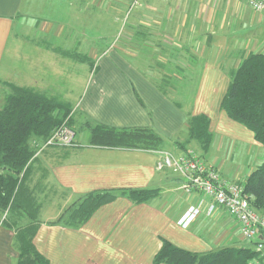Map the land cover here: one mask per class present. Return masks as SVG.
I'll use <instances>...</instances> for the list:
<instances>
[{"label":"crops","instance_id":"0c3cea01","mask_svg":"<svg viewBox=\"0 0 264 264\" xmlns=\"http://www.w3.org/2000/svg\"><path fill=\"white\" fill-rule=\"evenodd\" d=\"M89 1L88 7L99 2ZM24 4L25 0H0V85L32 88L71 105L38 84L30 87L31 82L14 81L23 74L18 62L24 56L27 63L35 62L38 49L14 51L15 63L5 64ZM132 12L121 49L112 45L99 50L92 43L87 50L52 43L44 48V55L55 54L80 65L87 61L92 70L72 109L75 139L89 122L118 130L150 129L164 141L158 151L93 147L89 132L86 143L76 141L75 147H53L38 154L36 139L31 142L35 156L29 184L41 205L33 242L50 264H154L164 240L198 254L225 246L250 247L237 222L222 209L211 217H199L188 228L180 227L178 221L198 196H187L184 181L169 170L158 171L157 165L163 152L178 155L193 150L225 180L238 185L261 165L264 152L254 135L220 107L231 84V70L250 53L264 54V12H253L243 0H145ZM46 35L61 39L63 32ZM42 61L50 64L47 58L37 62ZM7 72L16 74L9 82L2 77ZM200 115L210 119L213 135L205 152L190 140L188 129L191 117ZM120 190H154L157 195L141 204L120 196L80 228L56 224L80 198ZM15 235L1 218L0 264L18 263Z\"/></svg>","mask_w":264,"mask_h":264},{"label":"trees","instance_id":"16d2710c","mask_svg":"<svg viewBox=\"0 0 264 264\" xmlns=\"http://www.w3.org/2000/svg\"><path fill=\"white\" fill-rule=\"evenodd\" d=\"M230 83L220 109L228 118L254 135L264 152V54L250 53L230 72ZM6 84V83H5ZM10 93L0 110V210L8 217L4 224L15 230L17 264H50L39 254L34 238L40 227L41 205L30 186L35 150L34 139L45 141L65 122L74 131L75 118L69 103L27 87L6 84ZM210 119L205 115L191 117L188 123L190 140L202 151L213 142ZM89 130V145L112 149L161 150L164 141L150 129H122L89 122L82 127ZM188 151V150H185ZM256 212L264 215V156L241 185ZM157 195L154 190H120L88 194L65 209L56 224L80 228L101 207L118 197H127L136 204L147 203ZM12 214V215H11ZM263 217V216H262ZM264 218V217H263ZM262 239L264 234L261 231ZM250 247H224L205 254L192 253L164 240L154 264H257L254 244Z\"/></svg>","mask_w":264,"mask_h":264},{"label":"rangeland","instance_id":"374dc122","mask_svg":"<svg viewBox=\"0 0 264 264\" xmlns=\"http://www.w3.org/2000/svg\"><path fill=\"white\" fill-rule=\"evenodd\" d=\"M91 2L89 0H25L23 15L19 16L20 18L16 22L18 25H16V33L13 37L15 39L9 43L11 49L7 54L5 64L10 66L16 58L14 51H22L27 48L38 49V51L34 50L38 60L27 63L25 59L27 56H24L22 58L24 61L18 62L22 67L23 74L15 77L14 81L31 82L30 87L38 84L39 87L46 89L49 95L58 96L68 102L71 101L73 103H71V107L75 110L76 102L81 95L80 91L84 90V83L93 74L92 70L90 71L88 68L89 62L83 61V65H80L55 54L46 53L44 55L46 44L48 46L52 43V46L66 49L82 47L81 49L87 50L92 43L93 47L97 44L99 50L110 48L112 45L116 49H121L126 42L124 34L127 33L128 24L135 15L128 20L134 0H99L95 7L86 6ZM80 8L83 10L82 12L79 11ZM128 8H130L129 11ZM152 20L150 18L149 22L153 26ZM48 32L53 34V37L59 36L61 32L63 35L61 39L53 40L46 35ZM16 37L18 38L16 39ZM45 58L50 61L48 66H46L47 62L45 61L37 62ZM13 62L15 63V61ZM7 74L8 72L2 77L8 82L11 78L10 75H16L15 73ZM10 92L7 86L5 87L3 84L2 87L0 85V110ZM88 134L87 129L78 132L75 140L86 143ZM235 148L238 149L236 145ZM235 148L231 158L235 157ZM209 157L210 155L207 154L206 158L209 159ZM262 216L264 217V215ZM12 217L14 215L8 217L7 213L2 215L0 212V220L2 218L3 223L7 218L9 221Z\"/></svg>","mask_w":264,"mask_h":264},{"label":"built area","instance_id":"2783aa9c","mask_svg":"<svg viewBox=\"0 0 264 264\" xmlns=\"http://www.w3.org/2000/svg\"><path fill=\"white\" fill-rule=\"evenodd\" d=\"M145 0H134L131 11L142 5ZM255 13L264 12V0H243ZM76 134L65 122L45 141L33 142L35 154L53 147H75ZM157 170H169L184 181L183 191L187 196H198L185 215L178 221L182 228H188L201 216L211 217L217 210H224L239 227L243 241L254 244L258 254L257 264H264V218L256 212L244 194V187L225 180L217 168L207 163L193 150L178 155L163 152Z\"/></svg>","mask_w":264,"mask_h":264}]
</instances>
